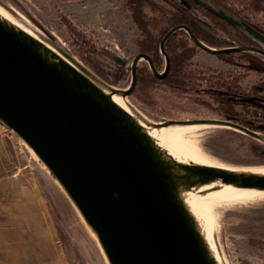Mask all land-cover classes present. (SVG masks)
<instances>
[{
  "label": "water",
  "instance_id": "water-1",
  "mask_svg": "<svg viewBox=\"0 0 264 264\" xmlns=\"http://www.w3.org/2000/svg\"><path fill=\"white\" fill-rule=\"evenodd\" d=\"M264 44V35L204 0H192ZM184 30L207 53L264 51L248 46L216 49L186 26L173 28L160 52L159 72L149 55L138 53L131 83L117 88L98 79L66 52L61 58L43 43L0 19V123L15 132L37 155L95 233L108 264H218L197 224L177 193L219 183L233 188L264 189V172L180 163L168 158L112 96L130 97L137 70L145 60L157 78L170 69L166 43ZM69 61L72 63H69ZM116 61H125L116 57ZM110 88L100 89L90 77ZM230 127L264 142V135L230 120L164 121L171 125Z\"/></svg>",
  "mask_w": 264,
  "mask_h": 264
},
{
  "label": "rangeland",
  "instance_id": "rangeland-1",
  "mask_svg": "<svg viewBox=\"0 0 264 264\" xmlns=\"http://www.w3.org/2000/svg\"><path fill=\"white\" fill-rule=\"evenodd\" d=\"M152 1L157 6L171 9L160 0ZM126 2L127 0H0V7L17 25L56 49L66 52L102 80L79 55L90 52V56L98 59L104 67L112 69L106 54L100 53L111 51L116 57L126 61L130 68L139 53L135 40L140 32ZM193 12L210 24L219 37L228 40L233 38L224 31L222 25L204 13L198 10ZM147 13L158 27L164 23L163 12L148 9ZM250 13V21L264 28V12L256 13V8H252ZM86 40L88 44L84 45L83 50L80 41L83 43ZM92 44L101 47L103 51L96 48L97 53L93 52ZM230 47L234 46L216 49ZM193 63V69L200 73H234L241 77L238 86L246 90L247 97L243 98L248 103V108L238 105L236 112L242 113V117H248V113L252 115L253 112L264 117V109L261 108L264 105L260 106L261 101L254 102L251 98L252 94L258 93V90L251 92L252 86L264 78L257 72L260 70L258 64L253 63L251 71L247 72L243 67L228 64L217 55L200 48ZM145 64L148 65L142 60L139 66ZM130 83L129 81L117 88L126 89ZM141 95L144 103L131 96L126 99L154 124L169 120H225L224 109L212 94L196 92L183 95L161 86H151L143 88ZM171 126L162 128L161 134ZM195 134L197 140L192 144L211 163L244 171L264 166L263 141L219 125H199ZM255 145L262 151L255 152ZM37 210L39 216L41 213L45 214V218L41 219V228L46 232L42 234L41 225H36L29 219V215ZM210 228L211 241L221 263L264 264V198L215 206ZM92 233L59 182L37 155L15 132L0 123V260L6 259L5 256L14 251H20L18 258L21 260L34 259V256H38L40 243L46 237L54 246L65 249L71 264H108Z\"/></svg>",
  "mask_w": 264,
  "mask_h": 264
},
{
  "label": "trees",
  "instance_id": "trees-1",
  "mask_svg": "<svg viewBox=\"0 0 264 264\" xmlns=\"http://www.w3.org/2000/svg\"><path fill=\"white\" fill-rule=\"evenodd\" d=\"M170 6L166 9L160 5H156L152 0H127L126 4L131 13L134 24L139 29L140 35L136 38L135 43L139 49V53L150 56L154 66L159 72L165 69V58L160 52V46L166 35L175 27L186 26L193 34L203 43L214 48L224 46H242L248 45L250 35L246 30L240 29L238 26L229 24L220 17L210 13L205 8L191 0H160ZM219 11L225 12L228 16L236 21L244 24H250V11L256 8V13L264 12V0H248V2L239 0H204ZM244 2V3H243ZM190 5V6H188ZM163 12L164 23L158 27L148 17L147 10ZM193 9V10H192ZM200 11L209 18L224 27V31L228 32L233 38L224 39L218 36L214 28L201 20L193 11ZM70 24V23H68ZM230 30V31H227ZM231 32V33H230ZM193 43L189 35L184 30L175 33L166 43V52L170 58V69L165 78H157L153 75L148 65H141L137 70V85L131 97L140 103H144L141 99V91L145 87L161 86L166 89L174 90L180 94L187 95L192 93L212 94L216 96L221 108L224 109V119L231 120L246 128H251L248 117H242V113L236 112L238 105L248 108V103L243 97L246 96V90L238 86L240 78L234 73H200L193 69L195 66L193 58L196 55L198 46ZM81 47L88 44V41L81 42ZM93 52L101 47L91 45ZM106 54L108 61L112 64V69H107L104 64L89 53L79 55L81 60L93 70L104 82L110 86L123 87L127 82H131V70L124 64L116 61V56L111 51L100 52ZM88 54V55H87ZM219 58L231 65H239L247 72L251 71L253 64L251 53H222L217 55ZM259 69L264 71V62L261 57L256 58ZM247 104V105H246ZM264 109V106H262ZM247 114V113H246ZM256 151H262L258 146H254Z\"/></svg>",
  "mask_w": 264,
  "mask_h": 264
},
{
  "label": "bare ground",
  "instance_id": "bare-ground-1",
  "mask_svg": "<svg viewBox=\"0 0 264 264\" xmlns=\"http://www.w3.org/2000/svg\"><path fill=\"white\" fill-rule=\"evenodd\" d=\"M0 19L10 24L11 26L15 27L17 30L27 33L28 35L37 39L38 41L43 43L47 48H49L52 52H54L56 55L65 59V57L58 49H56L47 42L41 40L34 34L28 32L24 28L17 25L1 7H0ZM69 63L71 62L69 61ZM90 79L105 93L112 95L110 88H108L100 81L92 77H90ZM112 100L119 107L123 108L132 116V118L149 135V137L155 143V145L168 155V158L172 160H176L180 163L229 169L224 166H219L217 164L209 162L210 159L207 161L206 160L207 157L205 158V155L201 153L200 149L192 144L197 140V135L195 134V131L198 129L199 125H211V124L174 125L173 127L171 126L170 128H168V130L164 134H161L162 128H167L169 126L158 127L156 126V124L148 121L139 111H137L133 106L129 104L126 98H123L120 94L113 95ZM249 171L264 172V166ZM176 189L179 197L181 198L185 207L190 213L191 217L194 219L195 223L197 224L199 231L203 235L205 241L207 242L209 248L211 249V252L215 256L218 264H223L217 258L215 248L213 247L211 241L212 234H211L210 222L213 219L214 207L222 204L244 202L256 198H264V189L233 188V187L223 186L219 183L198 185L195 187H191L190 185H187L183 182H178ZM92 234L96 237L94 232Z\"/></svg>",
  "mask_w": 264,
  "mask_h": 264
},
{
  "label": "crops",
  "instance_id": "crops-1",
  "mask_svg": "<svg viewBox=\"0 0 264 264\" xmlns=\"http://www.w3.org/2000/svg\"><path fill=\"white\" fill-rule=\"evenodd\" d=\"M37 213H38V210L37 212H33L32 215H29L30 216L29 219L32 223L39 225V226L41 225L40 230L42 234L43 232H46L45 229L43 230L41 228L42 227L41 219L45 218V214L42 215L41 213L39 216ZM65 253L66 252L63 247L54 246L50 242V239L48 238L46 239L45 237V240L39 245L38 256H34V259L29 258V259L21 260L20 258H18L20 256V251L19 252L14 251V252L8 253V255L5 256L6 259H1L0 264H71L69 260L67 259Z\"/></svg>",
  "mask_w": 264,
  "mask_h": 264
},
{
  "label": "flooded vegetation",
  "instance_id": "flooded-vegetation-1",
  "mask_svg": "<svg viewBox=\"0 0 264 264\" xmlns=\"http://www.w3.org/2000/svg\"><path fill=\"white\" fill-rule=\"evenodd\" d=\"M188 6H190V5H188ZM250 22L251 23L247 24V25L252 26L258 32H260V33H262L264 35V28H262L260 26H257L252 21H250ZM239 28L242 29V30H245L244 27H239ZM249 37H250L249 44L248 45H242V46H248V47H251L253 49H259V50L264 51V44L260 40L256 39L252 35H250ZM234 47H241V46H234ZM236 53H251L254 65H256V62H257L256 58L257 57H261L264 60V55H262L260 53H257V52H254V51H250V52H236ZM257 72L264 76V71H257ZM256 90H258V93H256L257 95L252 94L251 98L254 100V102H256L257 100L261 101V105L260 106H262V105H264V103H262V101H264V78L262 80H260L258 83L254 84L252 86L251 92L254 93V91H256ZM254 110L256 111V108H254ZM251 114L252 115H250L248 113V122L251 124V128H247V129H249L251 131H254V132H257L259 134L263 133L261 135H264V122L262 121V120H264V117H261V115H256L255 112H253ZM232 122H234V121H232ZM234 123H237V122H234ZM237 124H240V123H237ZM243 127H245V126H243Z\"/></svg>",
  "mask_w": 264,
  "mask_h": 264
}]
</instances>
